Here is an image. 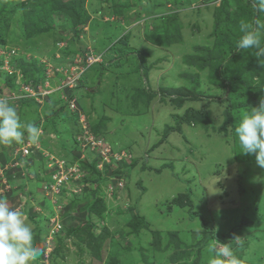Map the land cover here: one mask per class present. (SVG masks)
Masks as SVG:
<instances>
[{
  "label": "rangeland",
  "instance_id": "rangeland-1",
  "mask_svg": "<svg viewBox=\"0 0 264 264\" xmlns=\"http://www.w3.org/2000/svg\"><path fill=\"white\" fill-rule=\"evenodd\" d=\"M257 20L255 0H0V96L40 129L0 150V200L34 264H209L210 244L264 264V169L235 134L264 99V58L236 48Z\"/></svg>",
  "mask_w": 264,
  "mask_h": 264
},
{
  "label": "clouds",
  "instance_id": "clouds-1",
  "mask_svg": "<svg viewBox=\"0 0 264 264\" xmlns=\"http://www.w3.org/2000/svg\"><path fill=\"white\" fill-rule=\"evenodd\" d=\"M255 11L264 13V0H255ZM242 35L236 42L238 50H256L259 63L264 58V41L259 33H264V21L257 20L251 27L243 25ZM264 66V65H262ZM70 108L76 105L70 103ZM235 127V134L242 151L241 154L254 156L256 164L264 169V99L259 107H251ZM25 133L35 141L40 129L35 123H23L20 116L6 97L0 96V146H12L24 142ZM11 149V155L25 157L21 151ZM13 160L15 158H12ZM17 165V163L15 164ZM209 264H241V261L228 245L207 247ZM41 249L34 244V230L24 213L10 207L7 201L0 200V264H34L41 256Z\"/></svg>",
  "mask_w": 264,
  "mask_h": 264
},
{
  "label": "crops",
  "instance_id": "crops-1",
  "mask_svg": "<svg viewBox=\"0 0 264 264\" xmlns=\"http://www.w3.org/2000/svg\"><path fill=\"white\" fill-rule=\"evenodd\" d=\"M91 30H92V28H91ZM116 30L117 31H119V29H118V27L116 28ZM139 33H140V31H139V29L137 28V30L136 31H134L133 32V34H135V35H139ZM111 35V34H110ZM110 35H109V37H110ZM135 36H132V38H131V41L129 42V43H131L132 45H133V43L135 42V43H137L138 44V42L139 41H137L135 38H134ZM139 38V37H138ZM130 44V45H131ZM0 150L2 151V153H3V155L5 154V155H7V151H6V149H5V147L4 146H0ZM1 151H0V153H1ZM7 157V156H6ZM2 158H5V156H2ZM15 171H16V169H15ZM19 171V170H18ZM13 176H15L14 174H13ZM71 257V255L68 257V259ZM67 259V260H68Z\"/></svg>",
  "mask_w": 264,
  "mask_h": 264
},
{
  "label": "trees",
  "instance_id": "trees-1",
  "mask_svg": "<svg viewBox=\"0 0 264 264\" xmlns=\"http://www.w3.org/2000/svg\"><path fill=\"white\" fill-rule=\"evenodd\" d=\"M74 2L76 3L77 2V0H74ZM79 3V2H78ZM71 7L73 8V6L71 5ZM63 109V106H60V108L58 109V110H62ZM54 115L55 114H57V112L56 111H54V113H53ZM183 124H188V120H183V122H182V125ZM190 198L187 196V204H191V201L189 200ZM186 204V205H187ZM181 207H183V205H180ZM64 259H67V257H65Z\"/></svg>",
  "mask_w": 264,
  "mask_h": 264
},
{
  "label": "built area",
  "instance_id": "built-area-1",
  "mask_svg": "<svg viewBox=\"0 0 264 264\" xmlns=\"http://www.w3.org/2000/svg\"><path fill=\"white\" fill-rule=\"evenodd\" d=\"M21 151L23 152L24 155L25 154L27 155L29 153V151L27 150V148H22Z\"/></svg>",
  "mask_w": 264,
  "mask_h": 264
}]
</instances>
